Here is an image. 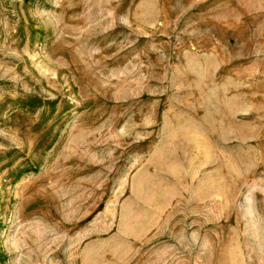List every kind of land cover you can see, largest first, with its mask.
<instances>
[{"label": "rangeland", "instance_id": "1", "mask_svg": "<svg viewBox=\"0 0 264 264\" xmlns=\"http://www.w3.org/2000/svg\"><path fill=\"white\" fill-rule=\"evenodd\" d=\"M0 264H264V0H0Z\"/></svg>", "mask_w": 264, "mask_h": 264}]
</instances>
